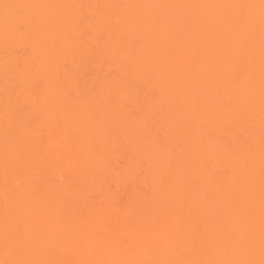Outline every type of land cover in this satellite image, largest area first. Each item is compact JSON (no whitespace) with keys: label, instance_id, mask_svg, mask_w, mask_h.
<instances>
[{"label":"bare ground","instance_id":"1","mask_svg":"<svg viewBox=\"0 0 264 264\" xmlns=\"http://www.w3.org/2000/svg\"><path fill=\"white\" fill-rule=\"evenodd\" d=\"M0 264H264V0H0Z\"/></svg>","mask_w":264,"mask_h":264}]
</instances>
